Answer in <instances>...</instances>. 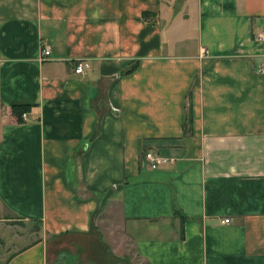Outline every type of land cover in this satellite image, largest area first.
Instances as JSON below:
<instances>
[{
	"label": "crops",
	"instance_id": "1",
	"mask_svg": "<svg viewBox=\"0 0 264 264\" xmlns=\"http://www.w3.org/2000/svg\"><path fill=\"white\" fill-rule=\"evenodd\" d=\"M262 32L264 0H0V211L41 221L6 264H75L105 212L146 264H264Z\"/></svg>",
	"mask_w": 264,
	"mask_h": 264
},
{
	"label": "rangeland",
	"instance_id": "2",
	"mask_svg": "<svg viewBox=\"0 0 264 264\" xmlns=\"http://www.w3.org/2000/svg\"><path fill=\"white\" fill-rule=\"evenodd\" d=\"M32 229L33 223L21 222L12 213L0 211V264L40 239L38 233H31ZM120 231L118 220L105 212L91 221L88 233L60 240L63 257L69 259L67 255L76 254L75 264H146Z\"/></svg>",
	"mask_w": 264,
	"mask_h": 264
},
{
	"label": "built area",
	"instance_id": "3",
	"mask_svg": "<svg viewBox=\"0 0 264 264\" xmlns=\"http://www.w3.org/2000/svg\"><path fill=\"white\" fill-rule=\"evenodd\" d=\"M257 38L260 40H264V32L260 33L257 36ZM49 55H50V49L48 47H43L40 50L39 59L44 60L48 58ZM89 67H90V63L87 59H79L75 61L73 70L75 73H83ZM259 71L264 73V67L260 68ZM26 113L27 112H23L21 118H25ZM143 160L150 169H156L160 165L169 164L174 161V159L161 156L153 150H146L143 153ZM225 222H229V219H226Z\"/></svg>",
	"mask_w": 264,
	"mask_h": 264
},
{
	"label": "trees",
	"instance_id": "4",
	"mask_svg": "<svg viewBox=\"0 0 264 264\" xmlns=\"http://www.w3.org/2000/svg\"><path fill=\"white\" fill-rule=\"evenodd\" d=\"M142 15L146 16L147 14L144 12ZM29 109H30V105L29 104H13L11 106V112L18 120H21L22 119L21 118L22 117V113L29 111ZM187 114H188V118H189V122H190V119H191V106H190V108H188ZM40 228H41V221L40 220H35L34 224H33V231L35 233H38ZM39 241H40V239L34 241L32 245L38 243ZM14 255L15 254L11 255L8 258V260L5 263H3V264H6L8 261H10L14 257Z\"/></svg>",
	"mask_w": 264,
	"mask_h": 264
}]
</instances>
